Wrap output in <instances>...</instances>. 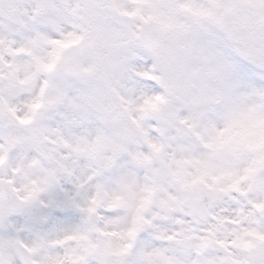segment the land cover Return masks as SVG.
Here are the masks:
<instances>
[{"label": "clouds", "instance_id": "clouds-1", "mask_svg": "<svg viewBox=\"0 0 264 264\" xmlns=\"http://www.w3.org/2000/svg\"><path fill=\"white\" fill-rule=\"evenodd\" d=\"M0 264H264V0H0Z\"/></svg>", "mask_w": 264, "mask_h": 264}]
</instances>
